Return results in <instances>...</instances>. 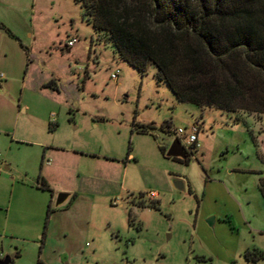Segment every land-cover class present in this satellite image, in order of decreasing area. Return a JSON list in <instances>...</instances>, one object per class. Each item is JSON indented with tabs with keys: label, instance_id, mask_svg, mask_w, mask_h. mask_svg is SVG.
Here are the masks:
<instances>
[{
	"label": "rangeland",
	"instance_id": "1",
	"mask_svg": "<svg viewBox=\"0 0 264 264\" xmlns=\"http://www.w3.org/2000/svg\"><path fill=\"white\" fill-rule=\"evenodd\" d=\"M32 1L41 32L33 53L45 57L39 69L55 75L58 91L28 95L34 115L24 122L35 139L46 134L60 145L68 170L54 182L51 208L60 222L49 226V194L33 189L42 150L10 146L0 134V158L10 166L0 175V258L18 253L12 264H264V258H245L247 251L264 254V115L180 103L156 81L154 66L140 74L121 61L73 0H27L26 8ZM72 39L67 54L64 45ZM48 122L60 125L57 134L46 133ZM166 122L169 133L162 129ZM192 127L200 149L187 163L166 158L174 133L187 135ZM208 181L214 187L203 197ZM70 186L76 205L57 208L58 195ZM216 217L208 228L206 220Z\"/></svg>",
	"mask_w": 264,
	"mask_h": 264
},
{
	"label": "trees",
	"instance_id": "2",
	"mask_svg": "<svg viewBox=\"0 0 264 264\" xmlns=\"http://www.w3.org/2000/svg\"><path fill=\"white\" fill-rule=\"evenodd\" d=\"M73 2L121 61L140 74L154 66L156 81L178 102L264 115V0ZM162 129L169 133L170 124ZM186 155L187 160H176L187 163ZM50 213L48 208L47 218ZM254 252L245 258H264Z\"/></svg>",
	"mask_w": 264,
	"mask_h": 264
},
{
	"label": "crops",
	"instance_id": "3",
	"mask_svg": "<svg viewBox=\"0 0 264 264\" xmlns=\"http://www.w3.org/2000/svg\"><path fill=\"white\" fill-rule=\"evenodd\" d=\"M33 3L34 1L31 2V8L29 9L25 5L27 4V0H23L22 2H19V0H0V134L8 140V145L10 146L14 143L18 145L32 144L42 150L40 155V171L37 176V184L33 189L44 195L49 194V201L46 199L44 202L46 205L45 214H47L48 208L51 209V213L48 218L46 215L45 220V222H49L50 226L52 222H60L57 218L58 210L54 211L51 208L54 188L57 186L54 182L65 179L68 169L64 162L65 159L60 156L65 155L60 145L48 140L46 134L40 135L37 133L36 136L39 137L35 139V136H32L34 128H32V125L24 122L26 120L24 117L28 116L27 118H29L33 114L31 107L25 101L28 95L31 96L34 93H42L44 91L48 96H53V92L58 91V86L54 79L55 75L46 76L39 69L40 66H44L45 57H37L33 53L36 49L34 47L35 42L38 36H41V32L35 26V23L39 21L35 16ZM24 40H27L28 43ZM43 46L45 45L42 43L41 47ZM65 51L67 54L69 53V49ZM39 55L41 54L39 53ZM22 119L23 124L20 123ZM19 125L22 126L20 134H18ZM44 127L47 131L46 133L51 136L57 134L60 129L58 123L51 124L48 122ZM17 134L21 138L30 137V140L34 141L18 138ZM6 147L9 148V146ZM70 150H73L71 151L73 154H79L75 149H68L67 151L70 152ZM9 167V165L4 164V170H8ZM228 175H231V172H228ZM260 181L264 184L263 178ZM210 183L209 181L205 182L203 197L207 195L208 188L213 189L214 183ZM41 185L47 186L48 190L39 188ZM62 192H66L69 195L68 204L70 207H73L74 204L76 205L78 193L73 187H67ZM262 198L264 197L262 196ZM239 210L241 211L242 209L239 208ZM218 218L221 217L213 218L214 224H217ZM49 226L45 228V235L49 233ZM41 241L43 242L42 248H46L47 237L43 236ZM13 256L17 258L19 254L16 253ZM13 259L10 264L13 263Z\"/></svg>",
	"mask_w": 264,
	"mask_h": 264
},
{
	"label": "water",
	"instance_id": "4",
	"mask_svg": "<svg viewBox=\"0 0 264 264\" xmlns=\"http://www.w3.org/2000/svg\"><path fill=\"white\" fill-rule=\"evenodd\" d=\"M165 157L169 158V159H180L182 161L187 160V155L185 153V151L182 149L180 143L177 140H174L168 151L165 153ZM175 188L177 190H182L183 186L181 183H175L174 184ZM68 199H69V195L68 194H59L57 199H56V203L55 206L61 207L64 206L65 204H68ZM206 224L208 226V228L213 229L214 228V219L210 218L206 221ZM14 258V256H4L2 259H0V264H10L11 260Z\"/></svg>",
	"mask_w": 264,
	"mask_h": 264
},
{
	"label": "built area",
	"instance_id": "5",
	"mask_svg": "<svg viewBox=\"0 0 264 264\" xmlns=\"http://www.w3.org/2000/svg\"><path fill=\"white\" fill-rule=\"evenodd\" d=\"M76 41L74 39L69 40L64 47L66 49H70L75 45ZM118 76V73L111 74L110 79L115 80ZM1 77V76H0ZM197 128L192 127L191 132L189 134H185L182 130H177L174 133L175 140H177L182 149L185 151L186 154H191L193 152H197L200 149V145L198 143V140L196 138ZM4 170V164L0 158V175L3 173Z\"/></svg>",
	"mask_w": 264,
	"mask_h": 264
}]
</instances>
